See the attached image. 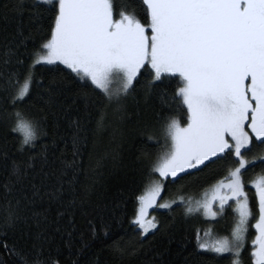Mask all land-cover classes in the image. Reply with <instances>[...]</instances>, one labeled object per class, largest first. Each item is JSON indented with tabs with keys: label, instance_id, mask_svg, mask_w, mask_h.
Instances as JSON below:
<instances>
[{
	"label": "snow or ice",
	"instance_id": "obj_1",
	"mask_svg": "<svg viewBox=\"0 0 264 264\" xmlns=\"http://www.w3.org/2000/svg\"><path fill=\"white\" fill-rule=\"evenodd\" d=\"M23 7L19 0L6 11L19 13ZM33 7L49 13L52 23L31 53L33 62L13 104L29 94L37 65L52 73L48 103L59 91L55 76L64 71L60 65L94 93L99 90L117 111L137 84L143 82L145 94L151 95L174 81L175 90L167 99L184 113V122L168 117L164 123L165 150L149 173L160 179L152 180L137 197L133 224L141 236L158 230L156 218H148L149 209H171L177 204L176 200L158 203L166 182L176 184L224 162L226 174L204 191L201 200L181 196L180 204L188 215L203 210L204 216L213 219L232 209L236 220L230 235L211 238L206 231L202 239L197 233V247L218 255L229 253L231 264H244L242 253L252 226L256 235L251 241L250 264H264V175L252 182L258 212L250 205L243 178L257 160L264 165V156L248 159L255 150H264V0H35ZM18 37L0 51L4 64L31 39L22 32ZM104 122L101 114L97 127L103 128ZM18 127L23 131L19 151L31 154L26 160H13L3 185L9 194L29 179L38 161L48 159L47 145L32 151L39 139V122ZM76 142L74 138L73 144ZM74 163L65 162V167ZM30 186L33 198L38 196L37 185ZM62 190L61 185L51 198L58 200ZM24 198L28 199L26 193ZM19 205V200L15 205L9 200L0 214V247L17 258L14 264H58L54 258L42 260L14 242L10 246L9 232L31 228L30 220L40 227L37 217L41 213L29 217ZM67 234L71 236V232ZM41 236L38 233L37 240ZM116 251L124 255L134 249L117 244Z\"/></svg>",
	"mask_w": 264,
	"mask_h": 264
},
{
	"label": "trees",
	"instance_id": "obj_2",
	"mask_svg": "<svg viewBox=\"0 0 264 264\" xmlns=\"http://www.w3.org/2000/svg\"><path fill=\"white\" fill-rule=\"evenodd\" d=\"M18 2L0 0V51L19 39L20 32L31 37L9 63L4 64L0 56V214L7 201L15 205L19 200L22 213L29 217L33 212L41 215L37 217L39 228L35 220H30L31 228L18 227L9 232L10 246L14 242L34 256L42 260L52 257L58 264H231V255H218L197 247V233L201 237L203 229L213 222L204 219L200 212L186 214L185 206L180 204L181 196L196 201L221 179L226 174L224 162L176 184L166 182L158 203L176 200L177 204L171 209L150 211L149 217L156 218L158 230L141 236L133 224L137 197L144 194L152 180L160 179L149 173L151 164L165 150L162 127L168 117L184 122V113L167 99L175 90V82L168 81L151 95L145 94L141 82L117 111L116 106L109 105L98 94L99 90L94 93L60 65L64 71L55 76L59 91L53 102L48 103L47 85L52 73L37 65L29 94L13 104V97L24 84L33 62L31 53L48 34L52 23L49 13L33 7L35 0H23L25 7L19 13L6 11ZM11 46L15 48L14 44ZM101 114L105 122L103 128H98ZM21 121L33 125L39 122V139L32 151L47 145L48 159L38 161L29 179L9 194L3 185L8 182L13 160L20 162L31 154L19 151L23 140L18 127ZM254 156H264V150H255L248 159ZM73 160L72 167L66 168L65 162ZM260 175H264V165L257 160L256 166L249 167L243 177L255 212L257 202L249 185ZM31 183L39 189L34 198ZM61 185L59 199H52L51 193L57 192ZM25 193L28 199L24 198ZM225 218L235 223L232 210H226ZM229 230L230 227L220 226L218 236L228 235ZM38 233H42L39 240ZM117 244L131 245L134 251L121 255L116 251ZM16 259L0 247L3 264H14ZM245 261L250 264L249 257Z\"/></svg>",
	"mask_w": 264,
	"mask_h": 264
},
{
	"label": "rangeland",
	"instance_id": "obj_3",
	"mask_svg": "<svg viewBox=\"0 0 264 264\" xmlns=\"http://www.w3.org/2000/svg\"><path fill=\"white\" fill-rule=\"evenodd\" d=\"M62 67H64L63 65H61ZM90 83V82H89ZM21 123H25V122H20L19 124H21ZM19 131L23 134V131L19 128ZM158 175V174H157ZM159 176V175H158ZM171 179V178H170ZM254 181V180H253ZM252 181V182H253ZM254 191H253V193H254V195H255V188L253 187V185H252V183L249 185ZM248 193V196H249V202L251 201V197L252 196H250V192H247ZM204 194V193H203ZM203 198V195H201L200 197H199V199L198 200H201ZM255 198H256V202H257V212H258V197H256L255 196ZM194 201V200H193ZM230 204H233V202H229ZM233 208H234V204H233ZM153 209H155V207L154 208H152V209H149V213H150V211H152ZM214 210H216V206L214 205ZM227 210V209H226ZM230 210H232V209H230ZM232 212H233V214L235 215V220H236V214L234 213V211L232 210ZM255 212V211H254ZM149 213H148V218L150 219V217H149ZM194 213H197V212H194ZM200 215L204 218V219H206V220H208V221H211V222H213V224L212 225H210L209 227H207V229H203V231H202V233H201V238L202 239H204L205 237H204V233L207 231V232H210L211 233V238H219V233H218V231H219V227L221 226V227H223V228H229L230 227V230H229V234L228 235H230V233H231V229L233 228V226H234V224H233V222L234 221H227V220H225L226 218H225V214H226V211L224 212V213H220V214H218L214 219L213 218H211V217H206V216H204L203 215V210H201L200 211ZM255 224V220H251L250 221V225H254ZM137 227V226H136ZM217 228H218V230H217ZM152 232V231H151ZM248 232H249V235H248V243H247V246H246V251L245 252H243L242 253V258H243V262H244V264H246V261H245V258L246 257H249V255H250V251H251V247H252V245H251V241H252V239H254L255 238V235H256V230H255V228L254 227H252V226H250L249 227V230H248ZM150 233V232H149ZM221 237V236H220ZM220 255H231V254H229V253H224V254H220Z\"/></svg>",
	"mask_w": 264,
	"mask_h": 264
}]
</instances>
